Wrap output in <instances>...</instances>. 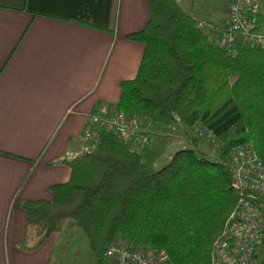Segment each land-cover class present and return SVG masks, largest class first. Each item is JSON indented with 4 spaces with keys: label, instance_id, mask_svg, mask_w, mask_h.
<instances>
[{
    "label": "trees",
    "instance_id": "obj_1",
    "mask_svg": "<svg viewBox=\"0 0 264 264\" xmlns=\"http://www.w3.org/2000/svg\"><path fill=\"white\" fill-rule=\"evenodd\" d=\"M145 2V25L128 35L142 44V55L134 76L119 81L114 107L156 130L175 125L190 146L155 167L143 160L142 147L101 132L95 144L86 142L89 149L63 159L69 175L50 185L51 198L21 203L29 248L68 220L84 233L96 264H105L116 239L163 249L168 264H210L238 204L230 147L250 143L264 163V48L234 44L228 53L177 0ZM258 19L264 28L262 12ZM197 126L212 132L214 156L197 147ZM257 244L264 247V229Z\"/></svg>",
    "mask_w": 264,
    "mask_h": 264
},
{
    "label": "crops",
    "instance_id": "obj_2",
    "mask_svg": "<svg viewBox=\"0 0 264 264\" xmlns=\"http://www.w3.org/2000/svg\"><path fill=\"white\" fill-rule=\"evenodd\" d=\"M188 1L215 22L228 0ZM148 16L145 0H0V264H57L60 233L27 247L21 203L67 180L87 115L136 72L143 46L128 35Z\"/></svg>",
    "mask_w": 264,
    "mask_h": 264
},
{
    "label": "built area",
    "instance_id": "obj_3",
    "mask_svg": "<svg viewBox=\"0 0 264 264\" xmlns=\"http://www.w3.org/2000/svg\"><path fill=\"white\" fill-rule=\"evenodd\" d=\"M261 12L264 15V0H228L222 19L215 22L199 20L196 27L228 53L232 52L234 44L264 48V28L260 27L258 19ZM162 128L158 127V132L173 129V126ZM155 129L153 122L126 118L121 111L111 107L90 112L80 138L95 144L99 134L107 132L129 148H141L157 131ZM195 130L197 135L213 140L210 130L198 126ZM228 158L239 189L238 204L226 218L222 235L214 241L210 264H252L264 229V163L250 143L231 146ZM104 256L107 264H168L163 249L133 248L120 239L108 244Z\"/></svg>",
    "mask_w": 264,
    "mask_h": 264
},
{
    "label": "rangeland",
    "instance_id": "obj_4",
    "mask_svg": "<svg viewBox=\"0 0 264 264\" xmlns=\"http://www.w3.org/2000/svg\"><path fill=\"white\" fill-rule=\"evenodd\" d=\"M183 8L190 5L188 0H178ZM188 11V9H187ZM114 107V106H113ZM173 129L159 132L161 135H152L148 143L141 148L143 160L155 167L162 165L168 160L171 152L181 147H189L190 143L186 137ZM156 130V129H155ZM159 130H157L158 132ZM167 135V136H162ZM197 147L208 156L215 155V141L205 135L197 136ZM82 149H89L91 145L81 140ZM59 240L53 246V261L57 264H96V258L88 247L86 237L82 230L70 224L68 220L64 222L63 229L59 232ZM256 257L252 264H258L264 259V247L257 244ZM107 264V260L103 261ZM55 264V262H53Z\"/></svg>",
    "mask_w": 264,
    "mask_h": 264
}]
</instances>
